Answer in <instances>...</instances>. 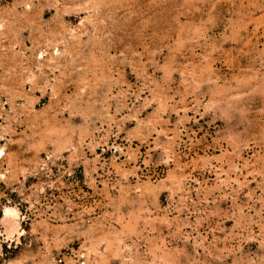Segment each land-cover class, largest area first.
Instances as JSON below:
<instances>
[{"label":"rangeland","instance_id":"rangeland-1","mask_svg":"<svg viewBox=\"0 0 264 264\" xmlns=\"http://www.w3.org/2000/svg\"><path fill=\"white\" fill-rule=\"evenodd\" d=\"M0 264H264V0H0Z\"/></svg>","mask_w":264,"mask_h":264},{"label":"trees","instance_id":"trees-1","mask_svg":"<svg viewBox=\"0 0 264 264\" xmlns=\"http://www.w3.org/2000/svg\"><path fill=\"white\" fill-rule=\"evenodd\" d=\"M1 216H2V211H1V209H0V219H1Z\"/></svg>","mask_w":264,"mask_h":264}]
</instances>
